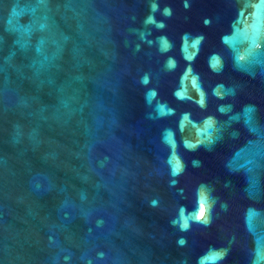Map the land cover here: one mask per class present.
<instances>
[{
	"label": "water",
	"instance_id": "obj_1",
	"mask_svg": "<svg viewBox=\"0 0 264 264\" xmlns=\"http://www.w3.org/2000/svg\"><path fill=\"white\" fill-rule=\"evenodd\" d=\"M0 264H264V0H0Z\"/></svg>",
	"mask_w": 264,
	"mask_h": 264
}]
</instances>
